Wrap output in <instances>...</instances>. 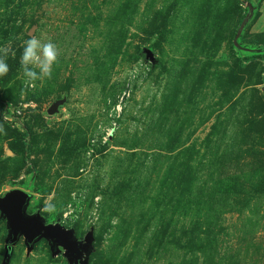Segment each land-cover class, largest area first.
<instances>
[{
	"label": "rangeland",
	"instance_id": "rangeland-1",
	"mask_svg": "<svg viewBox=\"0 0 264 264\" xmlns=\"http://www.w3.org/2000/svg\"><path fill=\"white\" fill-rule=\"evenodd\" d=\"M32 33L61 55L26 89ZM6 44L0 196L91 232L82 264H264V0H0ZM8 237L0 264H69Z\"/></svg>",
	"mask_w": 264,
	"mask_h": 264
},
{
	"label": "water",
	"instance_id": "water-1",
	"mask_svg": "<svg viewBox=\"0 0 264 264\" xmlns=\"http://www.w3.org/2000/svg\"><path fill=\"white\" fill-rule=\"evenodd\" d=\"M144 52L146 59L154 60L151 50L146 48ZM29 198L30 193L22 189H12L0 196V213L6 218L9 228L6 249L10 250L21 235L28 251L37 240L46 239L51 245L57 244L64 249L70 264H79L91 250L92 233L88 232L83 241L78 242L73 238L71 228L59 223H46L37 214H26Z\"/></svg>",
	"mask_w": 264,
	"mask_h": 264
},
{
	"label": "clouds",
	"instance_id": "clouds-1",
	"mask_svg": "<svg viewBox=\"0 0 264 264\" xmlns=\"http://www.w3.org/2000/svg\"><path fill=\"white\" fill-rule=\"evenodd\" d=\"M15 56V52L9 45H0V77H4L10 71L7 59ZM61 52L56 43L44 40L30 34L24 41L23 52L20 57V66L23 71V85L33 88L37 81L51 79L53 66L58 63ZM0 133H4L3 125L0 124ZM6 134V133H5Z\"/></svg>",
	"mask_w": 264,
	"mask_h": 264
},
{
	"label": "trees",
	"instance_id": "trees-1",
	"mask_svg": "<svg viewBox=\"0 0 264 264\" xmlns=\"http://www.w3.org/2000/svg\"><path fill=\"white\" fill-rule=\"evenodd\" d=\"M254 126L255 127H262V129L264 128V117H261V119L260 120H258V121H256L255 122V124H254ZM11 149L13 150V151H15V148L11 145ZM29 200H30V198H29ZM29 203V202H28ZM28 205V204H27ZM27 207V206H26ZM9 251V250H8ZM8 259V258H7Z\"/></svg>",
	"mask_w": 264,
	"mask_h": 264
},
{
	"label": "flooded vegetation",
	"instance_id": "flooded-vegetation-1",
	"mask_svg": "<svg viewBox=\"0 0 264 264\" xmlns=\"http://www.w3.org/2000/svg\"><path fill=\"white\" fill-rule=\"evenodd\" d=\"M82 241V240H81ZM80 242V241H79ZM83 263V261H80V263L79 264H82ZM70 264V263H69Z\"/></svg>",
	"mask_w": 264,
	"mask_h": 264
}]
</instances>
